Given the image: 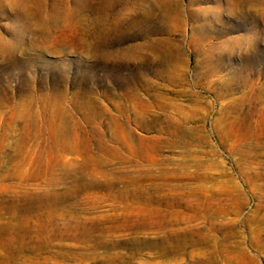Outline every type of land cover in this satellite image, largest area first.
<instances>
[{
    "label": "rangeland",
    "instance_id": "1",
    "mask_svg": "<svg viewBox=\"0 0 264 264\" xmlns=\"http://www.w3.org/2000/svg\"><path fill=\"white\" fill-rule=\"evenodd\" d=\"M0 264H264V0H0Z\"/></svg>",
    "mask_w": 264,
    "mask_h": 264
},
{
    "label": "bare ground",
    "instance_id": "2",
    "mask_svg": "<svg viewBox=\"0 0 264 264\" xmlns=\"http://www.w3.org/2000/svg\"><path fill=\"white\" fill-rule=\"evenodd\" d=\"M160 2H161V0H160ZM167 16H168V15H167ZM77 180H78V179H77ZM138 189H139V188H138ZM140 189H141V188H140ZM145 189H146V188H145ZM143 190H144V188H143ZM149 190H150V189H149ZM135 192H136V191H135ZM137 192H138V191H137ZM144 192H145V190H144ZM146 192H147V191H146ZM146 192H145V193H146ZM136 194H138V193H135V195H136ZM8 195H9V194H8ZM137 197H138V196H137ZM142 197H143V196H142ZM157 197H158V196H157ZM147 198H148V197H147ZM143 199H144V198H143ZM18 207H19V206H18ZM18 207H15L14 212H18ZM141 217H142V216H141ZM120 220H121V219H120ZM127 221H128V220H127ZM187 221H188V220H187ZM139 222H140V221H139ZM165 223H166V222H165ZM165 223H164V224H165ZM123 224H124V223H123ZM125 225H126V224H125ZM138 225H139V224H138ZM141 225H142V224H141ZM141 225H140V226H141ZM148 225H150V222H149V221H148ZM6 226H7V225H6ZM146 226H147V225H146ZM188 227H189V226H188ZM143 229H144V228H143ZM176 233H177V232H176ZM176 233H175V234H176ZM181 234H182V233H181ZM198 236H199V235H198ZM160 237H161V236H160ZM167 237H168V236H167ZM201 237H202V236H201ZM162 240H163V238H162ZM165 242H166V241H165ZM172 242H173V241H172ZM193 242H194V241H193ZM201 242H202V241H201ZM156 243H157V242H156ZM163 243H164V242H163ZM166 244H167V243H166ZM153 246H154V245H153ZM172 247H174V246H172ZM164 249H165V251L168 250L166 247H165ZM179 249H180V248H179ZM160 251H161V250H160Z\"/></svg>",
    "mask_w": 264,
    "mask_h": 264
}]
</instances>
